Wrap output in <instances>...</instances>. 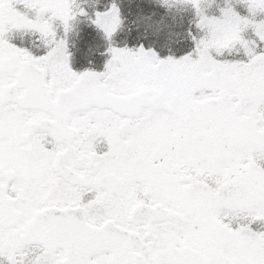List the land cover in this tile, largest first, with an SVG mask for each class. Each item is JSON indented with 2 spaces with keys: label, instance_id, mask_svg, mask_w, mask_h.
<instances>
[{
  "label": "snow or ice",
  "instance_id": "6c2138e0",
  "mask_svg": "<svg viewBox=\"0 0 264 264\" xmlns=\"http://www.w3.org/2000/svg\"><path fill=\"white\" fill-rule=\"evenodd\" d=\"M158 2L189 51L114 46L112 0L77 72V0H0V264H264V0Z\"/></svg>",
  "mask_w": 264,
  "mask_h": 264
},
{
  "label": "trees",
  "instance_id": "16d2710c",
  "mask_svg": "<svg viewBox=\"0 0 264 264\" xmlns=\"http://www.w3.org/2000/svg\"><path fill=\"white\" fill-rule=\"evenodd\" d=\"M128 0H116L120 8L122 25L114 33L112 44L114 46L129 47L138 46L143 43L147 48L152 46L161 56L169 54L178 56L181 52L177 51L178 42L190 40L187 36L189 27H192L194 11L190 8H181L180 13L183 17L178 26H173L172 31L163 30L158 25H152V11L136 8L139 0H130L129 4L124 5ZM148 3L151 10H158L163 13L164 7L155 0H144ZM84 4H83V3ZM112 0H77L81 7L86 9L88 15H77L73 21L71 30L66 35L68 52L70 53V64L75 71L94 70L103 71L108 56L107 51L109 41L102 30L91 23L89 17L94 19V11H104L111 4ZM186 11H191L187 13ZM180 28V34L177 29ZM63 37L64 32H60ZM188 43L192 44L191 40ZM188 49V48H187Z\"/></svg>",
  "mask_w": 264,
  "mask_h": 264
},
{
  "label": "rangeland",
  "instance_id": "374dc122",
  "mask_svg": "<svg viewBox=\"0 0 264 264\" xmlns=\"http://www.w3.org/2000/svg\"><path fill=\"white\" fill-rule=\"evenodd\" d=\"M156 2L159 3L158 0H156ZM129 3H130V0L125 1L124 5L129 4ZM217 3L222 5L223 0H217ZM163 7H164L163 13H160L158 10H151L148 3L144 0H139L138 5L136 6V8L144 9L147 12L152 11L153 16H152V20L150 23L152 25H158L163 30L168 29L170 32L172 31L173 26L179 25L180 20L183 17V13H180L181 8L185 7V9H188V8L191 9L190 6H184V5H174L172 8H166L165 6H163ZM186 12L189 13L191 11H186ZM210 12H213V13L216 12V6L215 5L212 6V8L210 9ZM193 18H194L193 19V21H194L195 17H193ZM192 25H194V23H192ZM193 29H194V31H196L195 25H194ZM177 31H178V34H180V28H178ZM60 32H63L62 26H61ZM109 58L110 57L108 56V59Z\"/></svg>",
  "mask_w": 264,
  "mask_h": 264
},
{
  "label": "flooded vegetation",
  "instance_id": "af4514ba",
  "mask_svg": "<svg viewBox=\"0 0 264 264\" xmlns=\"http://www.w3.org/2000/svg\"><path fill=\"white\" fill-rule=\"evenodd\" d=\"M4 264H7V261L6 260L4 261Z\"/></svg>",
  "mask_w": 264,
  "mask_h": 264
}]
</instances>
